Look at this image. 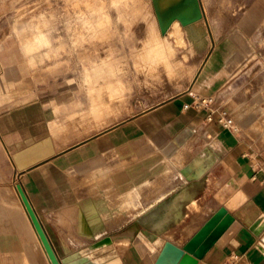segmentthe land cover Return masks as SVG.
I'll return each instance as SVG.
<instances>
[{
    "label": "crops",
    "instance_id": "0c3cea01",
    "mask_svg": "<svg viewBox=\"0 0 264 264\" xmlns=\"http://www.w3.org/2000/svg\"><path fill=\"white\" fill-rule=\"evenodd\" d=\"M9 9L0 0V264H53L49 252L58 264H155L166 242L183 246L221 206L234 222L182 264L235 255L264 264V139L207 123L209 140L197 133L184 145L189 124L206 118L188 94L121 121L118 101L114 112L76 76L49 72L14 33ZM218 63L214 52L192 92L232 76ZM251 106L232 119L243 123Z\"/></svg>",
    "mask_w": 264,
    "mask_h": 264
},
{
    "label": "rangeland",
    "instance_id": "374dc122",
    "mask_svg": "<svg viewBox=\"0 0 264 264\" xmlns=\"http://www.w3.org/2000/svg\"><path fill=\"white\" fill-rule=\"evenodd\" d=\"M8 2L7 18L27 50L37 54L52 74L76 76L81 85L87 86L89 99L110 98L114 112L118 101L121 121L188 94L193 108L201 110L211 121L203 118L204 122L190 123L195 132L184 145L191 146L190 136L197 133L209 140L212 134L207 123L216 126L226 123L237 138L244 129V136L264 139V113L255 110L257 104L264 106L263 101L255 102L258 97H264V0H143L142 15L133 17L129 27H121L118 35L95 27L94 0ZM235 33L253 50L237 66L234 58L239 48L231 44ZM146 34L147 42L144 41ZM157 34L171 37L180 45L177 59L181 66L172 76L162 70L157 72L154 67L159 62L152 48ZM141 43L145 46L138 53ZM214 52L219 60L218 74L232 76L217 79L219 85L210 93L192 92L193 82ZM137 55L143 59L137 61ZM121 67L123 72L118 70ZM188 77L187 88L176 91L174 85ZM247 104L252 106L244 115V122L232 119L235 107ZM102 108L112 110L106 103ZM257 121L261 125L258 132L250 129ZM261 145L264 147V142ZM213 200L219 202L215 197Z\"/></svg>",
    "mask_w": 264,
    "mask_h": 264
},
{
    "label": "clouds",
    "instance_id": "9594fccd",
    "mask_svg": "<svg viewBox=\"0 0 264 264\" xmlns=\"http://www.w3.org/2000/svg\"><path fill=\"white\" fill-rule=\"evenodd\" d=\"M142 3L143 0H94L93 23L100 30L118 35L121 27L127 29L133 17L142 15ZM148 38L146 34L144 41L147 42ZM155 40L152 48L157 54L159 62L154 67L157 72L162 70L166 75L172 76L174 70L181 66V62L177 59L180 45H177L171 37H160L158 34ZM144 46L145 44L141 43L136 51L142 52ZM142 59L143 57L137 55V61ZM118 70L123 72V67Z\"/></svg>",
    "mask_w": 264,
    "mask_h": 264
},
{
    "label": "water",
    "instance_id": "95a60500",
    "mask_svg": "<svg viewBox=\"0 0 264 264\" xmlns=\"http://www.w3.org/2000/svg\"><path fill=\"white\" fill-rule=\"evenodd\" d=\"M234 220V217L224 206L219 207L183 246L176 247L170 242H166L155 264H182L189 257L201 259ZM41 238L45 243L42 235ZM47 250L49 252L48 248ZM49 256L53 264H58L50 252Z\"/></svg>",
    "mask_w": 264,
    "mask_h": 264
},
{
    "label": "bare ground",
    "instance_id": "6f19581e",
    "mask_svg": "<svg viewBox=\"0 0 264 264\" xmlns=\"http://www.w3.org/2000/svg\"><path fill=\"white\" fill-rule=\"evenodd\" d=\"M237 4V3H236ZM239 4H240V2H239ZM241 4H242V2H241ZM238 7H240L239 5H238ZM242 8V7H241ZM240 8V9H241ZM242 10H243V8H242ZM232 42L236 45V46H238V48H239V54L234 58V63L236 64V66L238 65V64H240V63H242V62H244L245 60H246V58L252 53V50L251 49H248L247 47H249V46H247V42H245V40L243 39V37L241 36V35H239V34H234L233 36H232ZM247 43V44H246ZM231 72H233V70L231 71ZM187 77V76H186ZM175 80H176V78H175ZM173 82H175V81H173ZM180 83H178V84H175L174 85V83H172L173 85H174V88H175V86H176V91H182V90H184L185 88H187V86H188V84H189V82H190V77H188V79H185V80H182V81H179ZM170 87V86H169ZM170 88H172V86L170 87ZM174 88H173V90H174ZM172 90V89H171ZM172 90V91H173ZM170 91V90H169ZM172 91H170V92H172ZM175 93H177V92H175ZM189 130V129H188ZM183 138V137H182ZM181 138V139H182ZM174 141V140H173ZM1 181V180H0ZM12 193V192H11ZM15 194V195H14ZM14 197L15 196H17L16 195V193H13L12 194ZM164 241V240H163ZM104 245V244H103ZM107 246V245H106ZM105 246V247H106ZM96 250V249H95ZM98 251V250H97ZM100 251V250H99ZM82 252V251H81ZM97 253V252H96ZM83 255V254H82ZM83 256H85V255H83ZM88 256H89V254H88ZM82 258V257H81ZM80 259V258H79ZM74 261V260H73ZM88 261H90V260H88ZM75 262V261H74ZM99 262V261H98ZM89 263V262H88ZM92 263V262H91ZM94 263V262H93Z\"/></svg>",
    "mask_w": 264,
    "mask_h": 264
},
{
    "label": "built area",
    "instance_id": "2783aa9c",
    "mask_svg": "<svg viewBox=\"0 0 264 264\" xmlns=\"http://www.w3.org/2000/svg\"><path fill=\"white\" fill-rule=\"evenodd\" d=\"M223 125L226 126V127L229 126V125L226 124V123H224ZM233 259H234V260H233V264H243V263H241V261H240V257H238L237 255H235Z\"/></svg>",
    "mask_w": 264,
    "mask_h": 264
}]
</instances>
